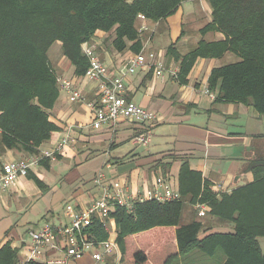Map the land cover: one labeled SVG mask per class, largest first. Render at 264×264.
Listing matches in <instances>:
<instances>
[{
    "label": "crops",
    "instance_id": "0c3cea01",
    "mask_svg": "<svg viewBox=\"0 0 264 264\" xmlns=\"http://www.w3.org/2000/svg\"><path fill=\"white\" fill-rule=\"evenodd\" d=\"M192 3L194 9L190 8L187 16L196 20L193 35L184 36V14L177 11L174 16L158 22V30L165 22L158 36L148 35L143 40L144 46L152 36L151 43L154 41L155 44L153 51L150 49L148 54L145 53L149 68L129 75L128 63L136 54L131 50L111 54L105 50L99 57L112 74L124 77L128 100L156 113L158 119L148 146L135 144L134 139L143 130L127 120H120L113 129H93L91 105L101 102L98 83L85 76H75V68L63 59L53 62L57 76L73 81L84 101L71 103L69 95L60 91L50 112L58 131L40 151L53 150L70 127H73L70 135L75 143L63 154L56 155L55 160L44 159L32 167L28 176L18 179L9 190H0V252L10 247L16 252L18 263L29 253L31 232L47 226L61 228L68 225L69 210H83L99 197V189L94 184L99 173H104L108 180L126 184L136 194L150 189L158 178H168L181 194V170L187 168L199 175L203 182L212 185L219 200L225 194L230 195L255 182V175L249 167L255 161H264V118L252 106L219 100L218 92H210L208 87L215 69L237 64L242 57L229 49L219 58H200L186 83L180 81V77L175 81L169 75L162 79L154 73L152 66L158 62L166 69H180L182 59L176 62L168 55L172 44H176L178 54L183 57L201 41L216 43L225 40L220 32L203 33L212 22L209 4L206 1ZM31 156L21 149H6L0 133V167ZM191 196L186 194L183 199L182 225L201 223L200 239L210 234L235 232L233 223L209 215L207 204L199 201L190 204ZM104 227L111 232L110 239L116 237L114 220L107 221ZM166 234L168 240L174 239L175 229ZM142 236L144 234L132 236V242L139 243ZM258 243L264 254V238H258ZM209 250V255L196 250L175 264H225L227 258L222 251ZM119 260L107 257L103 264H118ZM59 261H63L62 264H95L90 254L78 261L67 260L62 239H59L57 248L47 249L44 258L33 264H60Z\"/></svg>",
    "mask_w": 264,
    "mask_h": 264
},
{
    "label": "trees",
    "instance_id": "16d2710c",
    "mask_svg": "<svg viewBox=\"0 0 264 264\" xmlns=\"http://www.w3.org/2000/svg\"><path fill=\"white\" fill-rule=\"evenodd\" d=\"M193 1H206L212 11V22L203 33L220 32L225 40L201 41L183 57L172 44L168 55L176 62L182 59L180 81L186 83L198 59L219 58L231 49L242 61L215 69L209 78V91H217L223 102L252 106L264 118V0H0L3 146L37 155L58 131L50 112L60 96L59 77L48 55L56 42L61 43L63 56L75 68V76L83 78L89 68L83 44L96 43L100 34L113 32L112 46L117 52L140 53L144 32L139 15L158 24L175 15L182 4ZM249 170L255 182L225 194L221 200L212 185L185 168L180 175L181 202L146 203L138 205L133 214L117 208L110 219L116 226L118 264H175L196 250L209 255L210 248L224 253L225 264H264L258 243V238H264V161L253 162ZM186 194L192 195L190 204H207L209 215L233 223L235 232L200 239L201 223H181ZM173 229L174 239L168 240L166 232ZM88 231L96 241L110 239L111 232L98 219ZM140 234H144L140 244L132 242L131 237ZM0 264H17L16 252L3 248Z\"/></svg>",
    "mask_w": 264,
    "mask_h": 264
},
{
    "label": "built area",
    "instance_id": "2783aa9c",
    "mask_svg": "<svg viewBox=\"0 0 264 264\" xmlns=\"http://www.w3.org/2000/svg\"><path fill=\"white\" fill-rule=\"evenodd\" d=\"M142 22V32H152L150 23L144 15H139ZM157 26V23H154ZM150 34V35H152ZM148 45V44H147ZM145 44L140 53L133 55L128 63L127 73L134 75L138 70L149 68L146 59ZM83 53L89 61V68L85 78L98 83L100 104L91 105L93 113L92 128L102 130L103 128L113 129L120 120H127L142 127V132L134 139L135 144L148 146L152 142L153 128L157 121V115L153 111L145 109L131 102L127 98V87L123 76H117L110 72L108 67L97 56V45L85 43L82 46ZM154 73L157 77L165 79L169 75L173 80L178 81L180 69L170 67L166 69L161 62L154 63ZM60 91L69 95L71 103L83 102L84 97L79 92L73 81L58 79ZM209 93L208 91H206ZM70 127L64 138L54 147L53 150L39 151L19 162L3 164L0 167V190H9L15 185L18 179L27 177L31 168L40 164L44 159L55 160L56 155L63 154L65 150L74 145L70 133ZM94 184L99 189V197L93 200L83 210H69L67 215L70 223L61 228L47 226L37 232H31L32 245L28 255L17 264H33L41 261L49 248H57L59 239L65 243L66 259L75 261L81 260L90 254L95 264H103L107 257L120 259V250L115 238L108 241H96L89 228L93 225L94 219L106 226L110 220L111 213L117 208L125 209L133 214L138 205L146 203L173 204L181 202V194L173 187L168 178H158L147 191L132 193L126 184L119 181L108 180L104 173H99ZM202 210V207H198ZM204 212V210L202 211ZM52 262H48L51 264ZM58 263L62 264L63 261Z\"/></svg>",
    "mask_w": 264,
    "mask_h": 264
},
{
    "label": "rangeland",
    "instance_id": "374dc122",
    "mask_svg": "<svg viewBox=\"0 0 264 264\" xmlns=\"http://www.w3.org/2000/svg\"><path fill=\"white\" fill-rule=\"evenodd\" d=\"M183 5L184 6H183L182 10H178V11H181V12H179L180 15L184 14V17L182 19V24H183L182 25V31H183L184 36L189 37V36L193 35L192 30L194 28L193 26L195 25L194 22L196 21V20H192V19H194V17L187 16V13H188L189 9L193 7V3L192 2H186ZM192 9H194V8H192ZM149 25H150L151 30L154 29V34H152V32H149V31L145 32L144 34H142L144 39H147L148 35H150V34H152L153 37L154 36L155 37L158 36V34H159L158 32L160 31V29H163V27L165 26V22L162 23V25H161L159 30L157 29L158 25L155 26L153 23H150ZM152 36H150V38L148 39V41L146 43V45L148 44L147 45V49H146V53L147 54L149 53L150 49H151V51H153L152 49L155 46L154 41H153V43H151V41L153 39ZM114 37L115 36H114L113 32L110 33L109 35L100 34L99 36H97L95 38L96 43H90L92 45H97V49L96 50H97V56L98 57H100L102 52H104L105 50L106 51L107 50L111 51L109 54H111V53L116 51L114 49V47L112 46V41H113ZM159 48H161V47H159ZM48 55H49V58H50V60L52 62H57V60L63 59L67 63H70L69 60L67 58H65L63 56V54H62V46H61L60 42H56L51 47ZM54 66H55V64H54Z\"/></svg>",
    "mask_w": 264,
    "mask_h": 264
}]
</instances>
